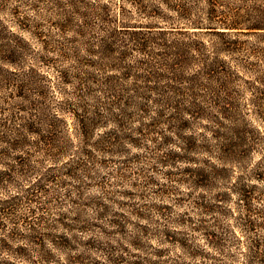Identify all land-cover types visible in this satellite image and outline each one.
Instances as JSON below:
<instances>
[{
    "label": "trees",
    "instance_id": "16d2710c",
    "mask_svg": "<svg viewBox=\"0 0 264 264\" xmlns=\"http://www.w3.org/2000/svg\"><path fill=\"white\" fill-rule=\"evenodd\" d=\"M52 2L57 7L56 29L65 33L71 53L82 49L84 55L72 58L69 67L55 68L62 88L70 89L60 91L52 104H40L44 90L33 88L32 106L18 105L17 120L0 121V181L9 182L7 177L16 172H30L32 166L26 162L30 152L44 155L51 162L44 175L27 188L38 200L36 191L46 192L47 183L64 184L55 172L78 178L90 171L87 162L97 154L124 159L123 154L134 147L129 157H138L137 150L148 141L154 151L160 150V158L166 156L162 162L184 175L180 181L186 185L183 194L188 200L184 203L189 207L181 214L185 222L192 221L190 229L201 232L206 245L219 249L233 238L240 240L233 227L244 232L256 224L264 226V207L254 206V199H264L258 184H264V148L245 168L252 149L264 143V104L253 108L257 121L253 123L238 108L201 104L194 92V88H228L226 76L236 69L228 56L234 60L244 42L259 44L257 55L264 67V0ZM20 39V46L0 41L3 61H20L26 44ZM38 63L55 65L45 58ZM127 79L147 81L148 95L154 101L151 106L136 107L133 94L141 90L134 87L131 91L125 85ZM178 88H189L187 95L179 97ZM138 111L143 113L141 118ZM143 125H150L151 130L143 134V142H137ZM236 167L240 172L226 180V173ZM218 177L223 186L215 190ZM251 177L256 181L249 182ZM256 188L262 190L260 196L254 195ZM233 203L239 204L241 215L234 214ZM217 213L235 220L223 229L219 219L203 224L202 215ZM254 213L261 217L257 222ZM74 222L60 221L62 231L101 227ZM162 229L171 242L183 250L189 248L186 241L172 238L179 230ZM100 230L109 233L103 227ZM244 236L245 264H264V240ZM56 247L68 248L65 244ZM105 258L110 261L109 256Z\"/></svg>",
    "mask_w": 264,
    "mask_h": 264
},
{
    "label": "rangeland",
    "instance_id": "374dc122",
    "mask_svg": "<svg viewBox=\"0 0 264 264\" xmlns=\"http://www.w3.org/2000/svg\"><path fill=\"white\" fill-rule=\"evenodd\" d=\"M54 9L57 7H53L52 0H0V41L18 42L20 46V38L26 40L17 64L3 61L0 55V121L17 120L15 109L18 105L31 107L36 97L33 88L44 90L39 98L43 106L52 104L60 91L70 89L62 88L55 68L69 67L72 58L84 54L82 49L71 53L65 33L54 24L57 18ZM258 46L254 41L244 42L234 60L228 56L229 63L236 67L226 76L228 88H194L200 103L238 108L240 114L257 123L252 115L253 108L258 103L264 104V88H255L256 85L264 87V67L259 62ZM40 55V58L54 60L55 65L38 63ZM135 80L127 79L125 85L131 87V91L134 87L141 90L133 94L136 107L151 106L154 101L148 95L147 81ZM20 83L23 85L19 86ZM18 88L23 95L18 94ZM188 90L178 88V96L187 95ZM128 104L132 107L131 98ZM142 114L137 112L140 118ZM142 128L137 142H143V134L151 130L150 125ZM144 144L147 145L137 150L138 157H129L134 147L123 154L124 159L121 155L97 154L87 162L90 171L81 173L78 178L55 172L57 177L64 179V184L47 183L46 192L36 191L38 200L27 188L33 180L44 175L51 160L30 152L26 159L32 166L30 172L25 175L16 172L12 178L7 177L9 182L0 181V264H245L247 239L244 235L264 240L263 224L244 229V232L233 227L240 240L233 238L219 249L206 245L201 232L190 229L192 221L185 222L186 216L181 214L189 207L184 203L188 200L183 194L186 185L180 181L184 175L179 168L161 161L166 156L160 158L161 152L154 151L152 142ZM263 148L264 143L252 149L245 168L260 157ZM240 170L239 167L229 170L225 179L234 177ZM251 178L249 182L256 181L255 177ZM221 180L222 177L214 180L215 190L223 186ZM258 184L264 193V184ZM260 188L255 189L254 195H261ZM232 205L234 214L241 215L242 211L237 210L239 204ZM256 205L264 207V199H254ZM252 217L255 222L261 219L256 213ZM202 218L206 225H210L213 218L219 219L222 229L235 220L221 213L202 215ZM73 219L75 224L85 227L91 226L88 223L101 225L109 233L102 232L101 227L91 230L72 227L62 231L60 221ZM162 228L179 230L172 238L186 241L189 248L183 250L171 242ZM53 242L68 248L56 247ZM107 256L110 261L105 258Z\"/></svg>",
    "mask_w": 264,
    "mask_h": 264
}]
</instances>
